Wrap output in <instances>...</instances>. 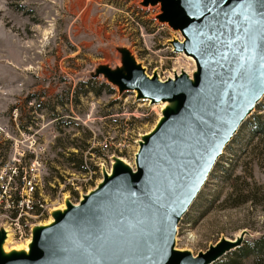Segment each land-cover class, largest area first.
I'll list each match as a JSON object with an SVG mask.
<instances>
[{
	"label": "rangeland",
	"instance_id": "1",
	"mask_svg": "<svg viewBox=\"0 0 264 264\" xmlns=\"http://www.w3.org/2000/svg\"><path fill=\"white\" fill-rule=\"evenodd\" d=\"M160 10L143 0H0V167L23 154L30 176L35 163L52 213L67 200L79 206L117 159L133 170L160 120L163 103L138 99L109 72L125 73L128 60L162 82L193 77L194 63L173 46L184 39ZM251 113L177 225L180 252L264 234V136L252 133L264 124V96Z\"/></svg>",
	"mask_w": 264,
	"mask_h": 264
},
{
	"label": "water",
	"instance_id": "2",
	"mask_svg": "<svg viewBox=\"0 0 264 264\" xmlns=\"http://www.w3.org/2000/svg\"><path fill=\"white\" fill-rule=\"evenodd\" d=\"M143 5L159 6V20L184 39L173 46L193 60L194 85L185 78L149 80L128 60L125 73L109 72L126 92L153 103L177 102L178 110L142 148L132 175L119 171L41 235L30 256L0 264H214L242 244L244 236L222 239L196 257L173 249L177 225L264 96V0Z\"/></svg>",
	"mask_w": 264,
	"mask_h": 264
},
{
	"label": "built area",
	"instance_id": "3",
	"mask_svg": "<svg viewBox=\"0 0 264 264\" xmlns=\"http://www.w3.org/2000/svg\"><path fill=\"white\" fill-rule=\"evenodd\" d=\"M24 155L14 157L11 167H0V228L12 243L29 238L32 228L48 219L51 208L43 198V187L35 163L27 176L21 165Z\"/></svg>",
	"mask_w": 264,
	"mask_h": 264
},
{
	"label": "bare ground",
	"instance_id": "4",
	"mask_svg": "<svg viewBox=\"0 0 264 264\" xmlns=\"http://www.w3.org/2000/svg\"><path fill=\"white\" fill-rule=\"evenodd\" d=\"M184 41L182 40L179 43H183ZM178 43V41L176 42ZM175 43V44H176ZM187 57V56H186ZM191 62H193V60L190 57H187ZM194 63V62H193ZM149 80H156L158 83H162L161 80H159V78L157 77V75H154V77L148 76L147 74H144ZM197 75V71L195 69V73L193 75V77H189L188 74H185L182 72V74H175V76L172 79L169 80H174V79H180V78H185V80L189 83H191L192 85H194V80L195 77ZM138 98H140L141 100H146L145 97L139 95L138 91H135ZM149 101V100H147ZM151 104H162V114L160 117V120L158 121L156 127L153 129V131L148 134L147 136L144 137V141H142V143L140 144V147L135 155V162H134V169L132 170L130 167H128V163L122 159H117V162L114 163L113 167H112V171L108 172L105 171L104 172V179L100 182L99 186L97 189L91 191L88 195H84L82 196V200L81 203H79V206L84 204L86 201H88L91 198H94L100 191H102L108 181H110L111 179H113L115 177V175L119 172H125L128 175H132L135 170H136V160L138 155L140 154L142 148H144L147 143L152 139V137H154L158 131L168 122V115H170L171 113H174L178 110V103L177 102H170V101H164V102H158V103H153L151 100L149 101ZM131 186V183H130ZM76 205H72L68 200L65 202L64 205H62L60 208H57L56 210L50 211L49 213V217H48V222H45V224H37L35 225L30 233V236L28 239H26L25 241L19 242V243H12L11 241V236L9 234V232H5V234L3 236L0 237V259L1 260H12V259H17V258H24V257H28L31 255L36 241L38 240V238L43 235L44 233H47L49 231H51L52 229H54L61 221L62 217L64 215H66L68 212L72 211L73 209L79 207ZM52 214V215H51ZM219 245V243L217 244ZM173 249L174 251L178 252V253H182L185 254L184 252H180L179 250H177L175 248V236L173 239Z\"/></svg>",
	"mask_w": 264,
	"mask_h": 264
},
{
	"label": "trees",
	"instance_id": "5",
	"mask_svg": "<svg viewBox=\"0 0 264 264\" xmlns=\"http://www.w3.org/2000/svg\"><path fill=\"white\" fill-rule=\"evenodd\" d=\"M95 78L88 77L87 82H91ZM89 84V83H88ZM87 92L85 91V94ZM95 94L99 95L100 93L96 92ZM252 133H257L261 136H264V124L259 122L255 123ZM74 156V155H72ZM86 173V171H82ZM250 236H247L250 240L247 242L246 238L243 239L242 244L228 252L224 257L218 260L214 264H242V261L251 259L254 261V264H264V234L257 235L249 233ZM229 258L228 261H222V259Z\"/></svg>",
	"mask_w": 264,
	"mask_h": 264
}]
</instances>
